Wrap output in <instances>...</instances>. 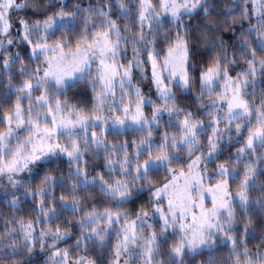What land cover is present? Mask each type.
Segmentation results:
<instances>
[{"label":"clouds","instance_id":"obj_1","mask_svg":"<svg viewBox=\"0 0 264 264\" xmlns=\"http://www.w3.org/2000/svg\"><path fill=\"white\" fill-rule=\"evenodd\" d=\"M0 264H264V0H0Z\"/></svg>","mask_w":264,"mask_h":264}]
</instances>
